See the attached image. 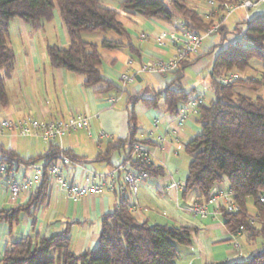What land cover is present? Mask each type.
<instances>
[{
	"label": "crops",
	"instance_id": "obj_1",
	"mask_svg": "<svg viewBox=\"0 0 264 264\" xmlns=\"http://www.w3.org/2000/svg\"><path fill=\"white\" fill-rule=\"evenodd\" d=\"M107 1L115 5L118 3L114 7H119L120 0ZM200 2L206 3V0H194L189 4L198 8L196 5ZM220 11V8L213 11L206 7L200 12L204 17H208L207 19L215 20ZM263 12L264 3L250 12L251 18ZM245 15L246 11L243 9L231 15L226 23L228 29L233 30L238 22L245 21ZM120 17L139 55L132 53L128 47H100L102 61L99 66L101 73L120 87H123V73L134 75V80L125 87L127 91L120 93H117L116 89L104 92V83L85 86L83 75L51 64L48 46L57 44L66 47L69 44V36L58 7L54 10L52 21L35 25L20 18L11 20L9 29L11 45L15 51V67L5 79L9 103L0 104V119L8 118L16 122L27 116L68 119L77 114L88 115L91 119L89 130L68 133L61 142L55 143L59 145V151L84 160L81 164L96 173L95 180L102 185V190L97 194L75 199L69 196L55 179L46 178L48 198L34 212V218L24 215L18 224L12 226L0 222V254L2 255L12 242L33 231L41 235H52L61 232L69 222H74L71 228L72 250L80 253L95 249L99 243L102 215L117 210L120 199L128 197L129 209L138 221L151 224H183L198 228V232L193 236V244L179 245L177 264L233 262L252 257L264 248L263 238L252 240L247 232L231 234L225 225L222 208L217 204H208L209 213L201 217L191 210L193 201L197 199L195 191L180 194L176 188H169L172 182L183 184L186 181L191 156L186 152L185 146L202 129L197 113H190L181 121L178 115L166 110L162 100L158 107L136 104V123L139 129L142 127L140 135L137 129L136 138L151 141L148 147L154 154L153 162L163 166L165 172L162 175L150 176L140 184L136 194L128 190L124 173L119 172L115 178L108 176L113 167L123 161L129 152L128 146H119L116 143L109 155L102 154L106 152L108 143L112 140H125L129 137V110L132 104L128 100V93L141 92L150 97L153 90L173 82L175 87L195 89L192 97L205 92L207 102L212 91V67L209 75L197 70V79L191 74L187 75L185 69L184 77L180 80H175V73L161 74L141 70V66L151 58L169 59L174 55L173 44H161L157 37L163 32L172 33L177 30V20L168 22L125 11H121ZM85 38L98 45L104 38L126 42L113 31L87 34ZM219 41L220 38L217 41L216 34L206 37L201 50L192 58L207 52ZM263 75L264 69L258 70L254 65L244 71V77L261 78ZM262 88L264 84L258 90ZM241 90L245 92V89ZM112 96L118 97L115 103L109 101ZM97 114L100 116L96 117ZM155 119L159 121L158 129L154 127ZM102 131L107 132L109 137L97 141ZM49 147L50 143L40 137L20 135L17 129L0 135V148L5 153L12 152L14 157L22 160L42 155ZM63 170L68 180L86 183V170L82 165H63ZM32 173L31 169L23 167L15 169L19 179L29 177ZM217 188L227 192L230 190V186L225 183ZM34 194H23L14 203L11 201L5 180L0 178V209L25 203ZM217 202L221 205L222 200L218 198ZM247 205L249 213L256 215L257 209L252 199L248 200ZM235 243H238V247Z\"/></svg>",
	"mask_w": 264,
	"mask_h": 264
},
{
	"label": "trees",
	"instance_id": "obj_2",
	"mask_svg": "<svg viewBox=\"0 0 264 264\" xmlns=\"http://www.w3.org/2000/svg\"><path fill=\"white\" fill-rule=\"evenodd\" d=\"M56 7L65 24L69 44L66 47L57 44L48 46L51 64L83 75L85 86L106 84L104 92L116 89L120 93L122 87L101 73L100 47H128L132 53L139 55L121 20V11L168 22L177 20V29L184 27L199 34L213 23L212 19L204 17L187 0H120L118 8L107 5L105 0H0L1 105L9 103L5 79L15 67V51L11 45L9 29L11 20L20 18L35 25L52 21ZM111 31L126 42L104 38L98 45L85 38L87 34ZM231 31L237 38L217 51L211 69L212 76L222 75L233 67L245 71L255 59L264 62V12L255 14L250 20L238 22ZM229 32L227 24L222 25L214 33L220 36V41L198 57L183 61L173 72L175 80L182 79L186 67L196 59L222 45ZM263 84L264 75L261 78L243 77L228 84L212 79V96L199 107L198 122L201 132L185 146L191 160L184 193L195 191L196 200L204 204L212 197L213 190L228 180L233 199L241 210L233 213L222 209L225 225L231 234L247 232L252 240L258 237L264 239V201L261 200L264 193V96H251L241 89L258 90ZM126 91L127 89L124 90ZM194 93L195 89L175 87L173 82L153 90L150 97L141 92L128 93V100L132 104L129 110V137L125 140H112L102 154L109 155L118 143L119 146L129 147V156L136 143L148 146L151 142L149 139L136 138V104L158 107L162 100L167 111L178 115L180 107ZM59 150V145L52 142L46 153L28 160H53ZM6 153L15 156L10 151ZM131 167L135 170L146 169L150 176L165 172L161 165L154 162L143 163L136 159L132 161ZM47 198L45 177L28 201L0 209V222L12 226L18 224L24 215L34 218V212ZM249 199L256 206V215H251L248 211ZM252 216L256 218L257 225L250 222ZM73 224L74 222H69L56 234L41 235L33 231L21 237L0 254V264H177L179 245L193 244V236L198 232L195 226L138 221L129 209L128 197L120 199L117 210L102 215L99 243L95 249L80 253L72 250ZM207 264H264V248L248 259Z\"/></svg>",
	"mask_w": 264,
	"mask_h": 264
},
{
	"label": "built area",
	"instance_id": "obj_3",
	"mask_svg": "<svg viewBox=\"0 0 264 264\" xmlns=\"http://www.w3.org/2000/svg\"><path fill=\"white\" fill-rule=\"evenodd\" d=\"M262 3H264V0H206V4L211 10L216 11L218 8L221 10L218 17L213 20V23L206 29V31L199 34L182 27L172 33H161L157 37L158 41L161 44H165L166 42L172 43L174 46V55L169 59L151 58L141 66V70L161 74L173 73L183 61L191 59L193 56L197 55L201 50L203 40L206 37L212 36L222 25L226 24L231 15L243 9L246 11L245 20H250V12L258 9ZM211 77L221 83L228 84L243 78L244 71H240L236 67H233L222 75L212 76L211 74ZM121 80L123 82V91L125 90L126 85L134 80V75L123 73L121 75ZM117 100V96L109 98L111 103H115ZM205 101V92L192 97L187 103L180 107L178 113L180 120L184 121L190 113L198 114L200 105L205 103ZM99 116L100 114L96 115V117ZM158 123V119H155V129L159 128ZM90 128L91 119L85 114H77L68 119H41L34 116H27L16 122L8 118L0 119V135L5 132L11 133L17 129L20 135L40 137L48 143L61 142L63 137L68 133L78 130H89ZM103 137H109V134L102 131L97 141H100ZM153 157L154 154L147 145L136 143L129 156L116 164L108 176L115 178L119 172L124 173V179L128 190L132 194H136L140 184L147 180L150 177V174L146 169H133L131 167L132 161L136 159L140 162L150 164L153 162ZM81 163V161L72 158L63 151H59L53 160L48 159L34 162L11 157L0 148V178L5 180L11 201L14 203H16L19 197L23 194L31 195L35 193L45 177L55 179L59 186L65 190L69 196L75 199L99 193L102 190V185L96 182V173L93 170L86 168V166ZM63 165H82L86 170L84 175L86 183L83 184L68 180L65 177ZM20 167L31 169L33 171L32 175L19 179L15 174V169ZM172 187L176 188L180 194L185 191V183L180 184L178 182H172L169 185V188ZM218 198L222 200L221 205H218ZM261 200L264 201V196L261 197ZM208 204H217L219 208H222L227 212L236 213L241 210L240 205L234 201L231 190L227 192L218 190V188L213 190V195L207 203L202 204L195 199L192 203L191 210L195 214L205 217L209 213L207 209ZM250 222L254 225H257L258 223L253 216L250 218ZM235 246L238 247V243H235Z\"/></svg>",
	"mask_w": 264,
	"mask_h": 264
},
{
	"label": "rangeland",
	"instance_id": "obj_4",
	"mask_svg": "<svg viewBox=\"0 0 264 264\" xmlns=\"http://www.w3.org/2000/svg\"><path fill=\"white\" fill-rule=\"evenodd\" d=\"M188 3H193L194 0H187ZM106 4L109 5V6H116L118 5V3H116V5L111 2H108L106 0ZM199 10L202 12L207 6V4L204 2H200L196 5ZM19 20V19H17ZM220 36L217 35V41L219 40ZM236 38V34L232 33L231 29H230V32L227 34V37L225 38L224 40V43L222 45H219V46H216L213 48V50L211 52H208L206 54H204L200 59H198L196 62L190 64L189 66L186 67V74H191V76H193V78L195 77L196 78V74H197V70H202L203 72H205L206 74L209 75V70L211 69L212 67V64H213V61H214V58H215V55L217 53V51L222 47V46H225L230 40L232 39H235ZM251 65H254L256 68H258V70H263L264 69V62L260 61V60H252L251 62ZM254 70V69H253ZM255 71V70H254ZM190 87V86H188ZM245 92L248 93L249 95L251 96H263L264 95V88L258 90V91H255V90H250V89H245ZM210 94L208 98H211L212 96V91H210ZM140 105V104H139ZM141 130H142V127H140V129L138 128V135H140L141 133ZM189 157V155L187 156ZM226 185H229V182L228 180H226L224 182Z\"/></svg>",
	"mask_w": 264,
	"mask_h": 264
}]
</instances>
